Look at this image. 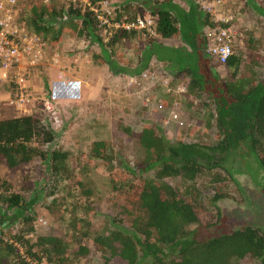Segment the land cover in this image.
Returning a JSON list of instances; mask_svg holds the SVG:
<instances>
[{
	"label": "trees",
	"instance_id": "16d2710c",
	"mask_svg": "<svg viewBox=\"0 0 264 264\" xmlns=\"http://www.w3.org/2000/svg\"><path fill=\"white\" fill-rule=\"evenodd\" d=\"M97 1H29L24 5L25 28L52 46L59 42L62 28L69 27L78 38L95 44L99 51L92 59L98 64L131 77L148 68L151 59L161 61L182 83L190 101L207 109L204 125L211 138L168 140L160 125L144 122L137 133L143 157L125 167L130 175L113 174L112 212L98 231H90L88 221L75 218L68 223L67 235L35 233L39 190L25 195L0 177V264H73L92 253L102 264H239L243 259L264 264V231L255 225L204 238L192 227L205 212L199 192L215 183L211 200L224 197L218 183L231 179L237 159L252 158L264 174V66L257 73L234 48L225 64L227 76L222 77L205 52V33L227 23L211 19L196 3L183 9L172 0H122L114 8V20L125 17L123 13L132 19L146 11L154 35L118 28L106 37L88 9ZM252 6L264 17V5ZM141 34L147 41L134 65H118L110 56L112 48ZM173 38L178 45L161 43ZM123 128L129 136V129ZM57 142L55 131L34 114L0 119V165L8 173L16 174L37 159L51 182L68 179V153L57 148ZM87 156L111 164L104 140L92 141Z\"/></svg>",
	"mask_w": 264,
	"mask_h": 264
},
{
	"label": "rangeland",
	"instance_id": "374dc122",
	"mask_svg": "<svg viewBox=\"0 0 264 264\" xmlns=\"http://www.w3.org/2000/svg\"><path fill=\"white\" fill-rule=\"evenodd\" d=\"M29 1L32 0H19L17 22L20 24L25 25L24 5ZM106 1L116 7L122 0ZM172 1L183 9L190 2L215 3L212 0ZM252 5H264V0H220L213 5L210 17L227 23L231 49L241 50L244 62L251 64L260 74L264 66V17L257 14ZM146 14L143 10L137 13L139 16ZM212 30L206 29V32L209 31L208 42L214 37ZM41 41L44 42L42 59L29 69L24 82L27 102L15 106L7 104L8 98L18 96L10 81V71H7L2 82L8 91L0 99L4 106L2 111L13 110L14 113L6 114L8 116H15L17 112L44 119L57 134L56 147L68 153L71 175L66 180L51 182L41 162L34 159L16 174L8 173L0 165V177L25 195L39 190V199L34 203L38 213L34 222L35 233L67 235L70 233L68 223L75 218H81L85 223L88 221L90 231H98L105 222V216L112 212L113 174L117 173L120 177L130 175L125 167L134 166L143 157V150L137 142V133L143 123L151 121L160 125L168 140L208 141L211 137L204 125L207 109L199 101H190L191 97L184 93L182 83L172 77L161 61L151 59L148 68L142 71L152 75L153 81L138 76L129 79L127 74L115 73L106 64H98V60L92 59V55L98 54V48L78 38L69 27L62 28L61 38L55 45ZM146 41L147 37L143 34L123 39L112 48L110 56L121 67L133 66L139 49ZM161 43L175 46L179 41L175 38L163 39ZM54 54L59 61L52 66L50 59ZM211 60L215 70L226 77L225 67L218 65L212 57ZM58 69L65 72L63 80L79 83L77 97L53 96L51 81L56 79ZM43 100L52 103V111L44 108ZM123 127L129 129V136L122 130ZM94 140L107 142L111 164L87 156L88 147ZM231 167L234 169L231 179L218 183L227 196L214 202L211 200L215 183L199 192L205 212L199 222L192 225L197 229L199 238L246 224L264 231V174L250 157L237 159ZM51 188L55 189L52 195L49 194ZM250 263L248 259L239 262ZM75 264H102V259L92 253Z\"/></svg>",
	"mask_w": 264,
	"mask_h": 264
},
{
	"label": "built area",
	"instance_id": "2783aa9c",
	"mask_svg": "<svg viewBox=\"0 0 264 264\" xmlns=\"http://www.w3.org/2000/svg\"><path fill=\"white\" fill-rule=\"evenodd\" d=\"M46 3L48 0H42ZM86 3V0H82ZM215 3L220 0H212ZM214 3V4H215ZM88 4V3H87ZM208 2H201L198 7L206 12H213V5ZM114 8L106 0L97 1L93 5L88 4V9L94 14L96 26L106 37H109L116 29H133L142 33L154 35L151 28V20L148 15L135 16L132 19L122 17L121 20H114ZM19 0H0V68L10 71L11 83L19 90L18 96L8 98L7 104L10 106L23 105L27 102L24 95V82L27 80L29 69L37 65L42 59L44 42L28 31L24 24L18 23ZM222 22V21H221ZM215 28V29H214ZM213 29L214 36L207 42L205 52L212 57L218 65L225 67L226 61L231 54V35L228 27L216 26ZM208 40L209 31L206 33ZM52 66L58 64V57L54 54L51 57ZM28 69V70H27ZM65 72L58 69L56 80H63ZM139 78L153 81L154 77L146 72L140 73ZM42 104L47 111H52L53 105L47 100ZM42 264H51L43 262ZM75 264V263H74Z\"/></svg>",
	"mask_w": 264,
	"mask_h": 264
},
{
	"label": "crops",
	"instance_id": "0c3cea01",
	"mask_svg": "<svg viewBox=\"0 0 264 264\" xmlns=\"http://www.w3.org/2000/svg\"><path fill=\"white\" fill-rule=\"evenodd\" d=\"M6 77V71L3 70L2 68H0V99L3 98L2 94H7V89H4V85H3V81L5 80ZM129 79L133 78L131 76H128ZM51 89L53 91V96L54 97H59L60 95H62L63 93H65L67 90L70 89H74V83L78 84V90L80 89V85L77 81H72V80H56L54 79L53 81H51ZM50 83V81H48V84ZM61 97V96H60ZM67 98H73V97H67ZM3 104L0 102V119H4V118H8V117H12V116H8L6 114H8V112H13V110L11 111H2ZM5 109V108H4ZM7 109V108H6ZM19 115V113L16 112L15 116Z\"/></svg>",
	"mask_w": 264,
	"mask_h": 264
},
{
	"label": "water",
	"instance_id": "95a60500",
	"mask_svg": "<svg viewBox=\"0 0 264 264\" xmlns=\"http://www.w3.org/2000/svg\"><path fill=\"white\" fill-rule=\"evenodd\" d=\"M61 97H77L78 96V84L74 83V89L67 90L65 93L60 95Z\"/></svg>",
	"mask_w": 264,
	"mask_h": 264
}]
</instances>
